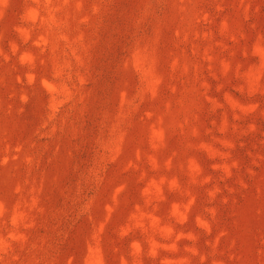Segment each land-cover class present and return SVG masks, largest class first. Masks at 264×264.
I'll use <instances>...</instances> for the list:
<instances>
[{"label": "rangeland", "instance_id": "obj_1", "mask_svg": "<svg viewBox=\"0 0 264 264\" xmlns=\"http://www.w3.org/2000/svg\"><path fill=\"white\" fill-rule=\"evenodd\" d=\"M0 264H264V0H0Z\"/></svg>", "mask_w": 264, "mask_h": 264}]
</instances>
